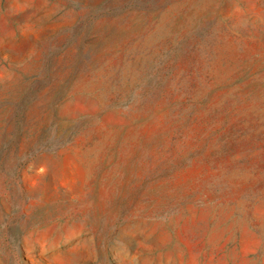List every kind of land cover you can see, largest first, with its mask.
Returning a JSON list of instances; mask_svg holds the SVG:
<instances>
[{
  "label": "rangeland",
  "instance_id": "rangeland-1",
  "mask_svg": "<svg viewBox=\"0 0 264 264\" xmlns=\"http://www.w3.org/2000/svg\"><path fill=\"white\" fill-rule=\"evenodd\" d=\"M0 264H264V0H0Z\"/></svg>",
  "mask_w": 264,
  "mask_h": 264
}]
</instances>
